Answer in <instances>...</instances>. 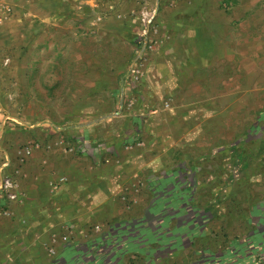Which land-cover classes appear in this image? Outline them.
<instances>
[{
  "label": "crops",
  "instance_id": "crops-1",
  "mask_svg": "<svg viewBox=\"0 0 264 264\" xmlns=\"http://www.w3.org/2000/svg\"><path fill=\"white\" fill-rule=\"evenodd\" d=\"M2 1L0 174L22 200L0 195V264L261 260L264 0ZM134 62L143 139L112 158L93 139Z\"/></svg>",
  "mask_w": 264,
  "mask_h": 264
},
{
  "label": "rangeland",
  "instance_id": "rangeland-1",
  "mask_svg": "<svg viewBox=\"0 0 264 264\" xmlns=\"http://www.w3.org/2000/svg\"><path fill=\"white\" fill-rule=\"evenodd\" d=\"M5 3L0 0V13L1 14H7L8 10L4 7H6L4 5ZM152 23V22H151ZM135 30H136V38H135V42L137 44V47L133 49V53L131 54V57L133 56V59L135 60V62L138 63L139 61V34H140V30H139V25H135ZM150 34V32L148 31L146 35ZM135 44V45H136ZM138 53V54H137ZM3 58H7L5 56V54H3L1 56V61ZM132 59V60H133ZM134 62V63H135ZM3 64V62H2ZM7 65V64H6ZM133 70L132 72H127L125 71L123 74H127V75H123L121 78H117V80H115V77L113 76L112 79V84L111 86V92L113 95V105H112V112H117L119 111V114L114 115L112 120V125H113V129L114 132H111L110 136L108 134V132L106 131V133L104 134L103 132H98V134L96 135L94 142L98 143V142H103V139H105L104 143L108 144L107 142L111 143L110 144V156L112 155V158L114 156H116L117 152L119 151V144L128 140L129 138V142H127L128 145L132 144L135 145L137 147H139V140H141V138L143 139V134L139 133V126L143 125L146 123L147 121V117H139V101L137 100V96L136 94L139 93V66L136 67V63L133 65ZM67 72V70H66ZM70 72V70H69ZM107 77L104 78L103 76H97V82H103L106 81ZM76 88L80 87L77 85H75ZM85 87V86H83ZM108 87V84H106V88ZM74 88V87H73ZM119 93L121 95L127 94L130 95V101L127 100V97H123L124 99L120 100V97H117L119 95ZM118 94V95H116ZM116 95V96H115ZM122 113H124V115H126L125 113H128L126 116H120L122 115ZM95 119V118H94ZM98 119V118H96ZM117 127V128H115ZM101 130V129H100ZM142 134V135H141ZM150 135V134H145ZM110 138V140H107V138ZM131 139V140H130ZM92 146H95V144ZM17 204H19L20 202H15Z\"/></svg>",
  "mask_w": 264,
  "mask_h": 264
},
{
  "label": "built area",
  "instance_id": "built-area-1",
  "mask_svg": "<svg viewBox=\"0 0 264 264\" xmlns=\"http://www.w3.org/2000/svg\"><path fill=\"white\" fill-rule=\"evenodd\" d=\"M152 18H153L152 16H144V15H142V17L139 18V21L143 27V29L140 31L139 37H143L144 35L147 34L146 28H147V25L151 24ZM2 62L4 65H6L8 62V58H3ZM0 195L5 197L6 201L8 202V205L11 202H14V203L21 202L22 200V195L20 194V192H18L16 182L8 174H0ZM249 264H264V256L261 258V260L253 261L252 263L249 262Z\"/></svg>",
  "mask_w": 264,
  "mask_h": 264
},
{
  "label": "trees",
  "instance_id": "trees-1",
  "mask_svg": "<svg viewBox=\"0 0 264 264\" xmlns=\"http://www.w3.org/2000/svg\"><path fill=\"white\" fill-rule=\"evenodd\" d=\"M140 232V231H139ZM156 236V235H155ZM154 236V234L153 235H150V234H146L145 235V240L147 241V242H149L150 243V241L152 242V241H154V238L153 237H155Z\"/></svg>",
  "mask_w": 264,
  "mask_h": 264
},
{
  "label": "water",
  "instance_id": "water-1",
  "mask_svg": "<svg viewBox=\"0 0 264 264\" xmlns=\"http://www.w3.org/2000/svg\"><path fill=\"white\" fill-rule=\"evenodd\" d=\"M101 264H102V262H101Z\"/></svg>",
  "mask_w": 264,
  "mask_h": 264
}]
</instances>
